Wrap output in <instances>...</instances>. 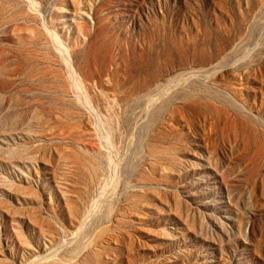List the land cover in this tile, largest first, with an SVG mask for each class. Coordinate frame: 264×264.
<instances>
[{"label":"rangeland","instance_id":"1","mask_svg":"<svg viewBox=\"0 0 264 264\" xmlns=\"http://www.w3.org/2000/svg\"><path fill=\"white\" fill-rule=\"evenodd\" d=\"M0 264H264V0H0Z\"/></svg>","mask_w":264,"mask_h":264}]
</instances>
